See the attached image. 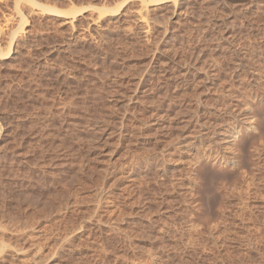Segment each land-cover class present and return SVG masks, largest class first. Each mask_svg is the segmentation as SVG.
Returning a JSON list of instances; mask_svg holds the SVG:
<instances>
[{"label":"rangeland","instance_id":"374dc122","mask_svg":"<svg viewBox=\"0 0 264 264\" xmlns=\"http://www.w3.org/2000/svg\"><path fill=\"white\" fill-rule=\"evenodd\" d=\"M6 1L0 264H264V0Z\"/></svg>","mask_w":264,"mask_h":264},{"label":"bare ground","instance_id":"6f19581e","mask_svg":"<svg viewBox=\"0 0 264 264\" xmlns=\"http://www.w3.org/2000/svg\"><path fill=\"white\" fill-rule=\"evenodd\" d=\"M1 1H3L4 2V0H0V2ZM8 1V0H7ZM6 1V2H7ZM12 1V0H11ZM22 1H24V0H13V8L11 7V9L13 10H15V14L14 15H19L20 16V18H22L21 17V15L23 16V14H22V10L25 8V6H24V2H22ZM150 1H152V3L153 2H160V1H162V0H150ZM176 1V0H175ZM26 2V1H25ZM11 3V2H10ZM146 3V2H145ZM88 8V6H84V7H79V8H72V9H67V10H63V9H56V8H52V7H44V8H41V10H46L47 12H50V13H54V14H61V15H66V16H76V15H78V14H81L84 10H86ZM120 9V7H117V8H115V9H107V8H101V10L103 11L102 12V14L103 13H114V12H117L118 10ZM21 14V15H20ZM144 15V14H143ZM146 17V16H145ZM144 17V18H145ZM11 18V17H10ZM141 18H143V16L141 17ZM7 19H9V18H7ZM7 19H5L6 20V22H7ZM12 19V18H11ZM23 21V20H22ZM9 22V21H8ZM22 23V22H21ZM3 27V26H2ZM0 28H1V26H0ZM4 30V29H3ZM1 33H3V32H1ZM3 35V34H2ZM11 42H13V38L11 39ZM11 42H10V45L7 47V49L5 50V51H2L1 49H0V56L1 57H8V55L10 54V52H11ZM0 57V58H1ZM246 129L244 130L243 128V130L244 131H242L241 132V135L243 136V137H245V136H247L246 134H251L252 133V129L251 128H249V126L248 127H245ZM238 129H240V128H238ZM242 129H240V130H242ZM233 130H234V128H233ZM232 132V131H231ZM237 132H239V131H237ZM235 133H236V131H235ZM229 136H234V133L232 132ZM241 136V137H242ZM237 139H236V136L234 137V140H233V143L234 144H237ZM233 159V158H232ZM231 160V159H230ZM205 162L206 163H208L209 161H206L205 160ZM224 162V161H223ZM223 162H222V160H219V162H218V167H217V169L218 170H222L223 169ZM226 163H227V161H225ZM231 162H233V164L235 165V166H239V164L238 163H240L239 162V160L235 157V159H233V161H231ZM212 165V168L213 167H215L214 166V163L213 164H211ZM241 165V164H240ZM216 168V167H215ZM225 169V168H224ZM219 172V171H218Z\"/></svg>","mask_w":264,"mask_h":264}]
</instances>
